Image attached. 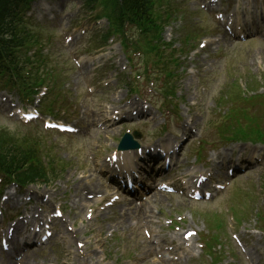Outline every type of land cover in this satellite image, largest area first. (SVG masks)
<instances>
[{
	"label": "rangeland",
	"instance_id": "rangeland-1",
	"mask_svg": "<svg viewBox=\"0 0 264 264\" xmlns=\"http://www.w3.org/2000/svg\"><path fill=\"white\" fill-rule=\"evenodd\" d=\"M183 1L185 0H170V5L172 7H180V2ZM186 1L188 2L186 6H188L189 8H193L192 0ZM73 2L75 4L74 7H70L68 9L70 13L67 14L65 19H63V21L61 22L64 23L65 26L77 27L74 33L73 40L69 42V46L66 49H63L60 45V40H47V36L49 37L51 33H41V31L38 29L39 31L32 32V39L29 43H27L26 48L24 49V53L30 52L33 49L37 52H41L46 56V63L41 65V69L44 71H46V69H56L54 73L56 79L51 84V86L53 85L56 87L53 94L58 91V95H56V97H59V93H61V97L59 99L64 98L66 100L65 103H70L75 110H79L81 112L86 108V105H81L80 107H78L77 103L82 104L81 100L89 97V93L86 90L88 82L85 80L84 74L86 75L90 73V71L88 70L90 65L87 66V70L81 71V69L77 68V71H74L73 68H69L71 66V62L67 59V55H70L71 52L75 53L76 57L82 54H84V56H91L93 54L98 55L100 51L105 48V46L101 48L96 47L95 39L101 40V37L99 35L102 33V31H105L108 28L109 23L107 19L103 18L99 20L98 23H95L94 26L93 21L88 18L93 12L88 9L87 0H73ZM40 7L41 2L40 0H38L34 5V9H36L37 11L40 9ZM160 8V13L165 15L168 9L167 4H164ZM36 11L27 18L28 25L34 30L38 28L37 26H34V24H36L35 21H37ZM199 17L200 16L196 12L189 15L186 14L187 19L191 18V20L195 22L199 20ZM178 20L182 22L180 18H173L172 21L167 25L164 32V41L168 39L169 35H172V39L176 41L175 46L177 48L182 46L183 48H187L182 58L179 60V67L177 68L175 66H172L171 68L174 71L175 75L179 74L178 76L182 78L179 84L180 90L177 93L180 97V103H177L176 105L180 111L181 116L186 119L185 121H190L192 118H188L192 116L195 118V121L197 120V126L195 130L197 129V127L199 129L200 126V132H202L204 128L203 126L208 125V121L210 120V118L217 121L222 116H217V114H215V111H217V106L222 105L221 100L223 99V95H226V98L224 99H227L228 95L235 92H240V96H242L243 98H247L248 95L251 96L252 94H264V44L252 45V51L248 52L245 49H239V47H234L232 49L228 47H222L220 54L215 53L209 57L206 56L208 49L200 50L199 53H197V55L194 57V59L191 60L189 52L192 48L195 47L194 44L198 39L197 37L195 39L194 35H196L202 29H204L203 32H207V30H205L204 27L198 28L194 25H190L189 28H186L183 35L184 37H182V33H180L179 30L182 24L180 25V22H178ZM61 27L62 26H59L58 29L60 30ZM82 29L87 30V35L80 34V31ZM137 30L139 34L144 35V33L142 32L143 29L138 27ZM129 33L138 35L135 33V30L130 31ZM188 33L191 34L189 35ZM186 36H188L187 40ZM89 37L92 38L91 41H88ZM64 38V34H57V39L64 40ZM109 43H113V47L115 49L109 50L108 48H106V56L103 60H101V62H99V64H102V62L108 59L109 69L107 71V74L106 71L102 74H104V76L107 75L109 79H112V81L108 86H105L103 81L102 84L98 85V91L96 93L97 97L95 99V103L92 104V106H95L92 119L90 118V114H87V119H91L92 126L95 125L96 122H98L101 118H106V113L111 112L112 108L120 103L121 98L130 96L129 87L124 86V81L122 80L123 76L125 77L126 81L127 79H130V81L133 82L135 79L134 74L130 75L129 72H123L124 69H121V66L124 64L123 62H121L118 67H115L113 64L114 60H112V58L116 56H120L121 58L124 56L127 62V58L122 50L120 41L112 38L108 41V44ZM88 45H92V47L91 50L87 52L86 47ZM247 47H250V45H248ZM56 48L63 49L65 56L62 55V57H58V54L60 53H57V51L54 50ZM27 57L30 58L29 56H25L24 58L26 59ZM78 60L82 61V57L78 58ZM32 61L40 65L42 63V58L40 56H34L32 58ZM71 61H73V59H71ZM59 64L60 69H58ZM83 65L86 67L85 63ZM208 65V70L204 71ZM199 66L201 67L202 72L198 76L197 81V76H189V73L190 68L195 67V69H200ZM201 77L206 79V82L204 83L206 87L205 92H203V89L199 87ZM99 80H101V75H99ZM137 83L135 85L136 88L138 87V91L142 86L139 83L137 86ZM148 84V82H144L146 88L145 92L147 91L149 86H152L151 83L150 85ZM159 85H161V83H159ZM49 87H47V89H49ZM62 88L67 89L68 95H62V92L59 90ZM0 94H4L5 96L10 97L11 102H13L14 104L17 102L18 95L13 90L3 89L2 91L0 90ZM53 96L54 95H52V97ZM152 98L153 102H150L146 99H142L140 101V93L133 96V99H136L137 102L139 100L140 109L141 107H144V109H148L147 107L150 108L146 110V112L143 113L141 117V119H143L142 121L144 123H147L146 127H150V129L154 128V125H161V122H164L161 109H158V107L164 109L162 105L163 101L162 99H159L155 93H153ZM166 103L168 104L167 101ZM172 103H174V101ZM172 103H169V105H172ZM226 105L229 106L228 103ZM230 107L231 106H229V108ZM258 108L262 110L261 106H258ZM192 121L190 122L191 124ZM129 123L131 122H128V124ZM229 123L236 126L240 123V119L234 114L233 117L230 118ZM0 124L14 131L10 134L4 133V137H12L16 135L17 131L24 133L28 130L27 128H24L16 119L9 118L7 115H4V117L1 118V111ZM248 124L254 123L249 121ZM125 126H127V124L125 125L123 123L120 127L111 130H101L93 127V136L82 140L78 139L80 143L75 146L74 150L68 147L64 149H60V147H58V149H60L59 152L61 153V157L66 161L69 160L70 165L65 168L61 176L55 181L54 185L47 186L51 189L50 192L53 193L55 197L60 198L69 207L75 208L73 199L66 200L64 198V196L69 194L68 192H65L69 186V183L67 181H87L89 178H91L94 183H97L98 178L100 177L98 176L97 171H94L92 165L94 166L95 163L101 160L100 156L103 146H109L113 144V142H116L118 141V139H120L121 134L124 132ZM135 128H138L141 131L144 130L142 127L135 126ZM146 130L148 129L146 128ZM197 132L199 131L197 130ZM81 136H83V134L80 135V137ZM198 136H200V134H198ZM89 152L90 155L88 156ZM76 155H78V159L82 156H87V164H80L79 161L75 159ZM82 159H84V157ZM184 159L186 160V157H184ZM260 173L261 171L255 173L253 176H249L248 178L243 180V185L238 186L239 189L236 193H241L239 200H237V196L239 194H235L234 196H230L231 193L229 194V196L225 194L223 198L228 199L229 204L221 205L218 204L217 201L211 204H194L187 202L182 198H168V201L165 199L161 203L162 211L164 212V214L172 213V216L174 218H178L179 215L187 217L185 219L186 227L202 228L207 227V224H209L210 226L219 228L221 231H228L230 227H234V225L230 223V210H233V206L237 204V206L244 209L245 212V217L242 218L240 224H254L256 222L254 211H256L257 209H263L264 207V186L261 180L264 177L262 176L260 178ZM41 186H43L42 188H45L44 184H35L36 188H40ZM56 189H59L60 193L56 192ZM232 194H234V192ZM244 204L246 205L244 206ZM87 206L88 204H85V209H87ZM88 207L89 209L95 210L94 207ZM247 208L251 210H246ZM117 212H119V209L117 210ZM107 213L108 211H104L101 215L102 217L100 218H102V224L110 232H112L110 225H115L117 227L121 226V228L119 227V230L115 232V234L117 235L116 238L110 243H107V241H105L104 239L97 241L99 239L98 232H95L94 235L90 238L92 242H95L99 251L102 254L106 255L105 264H115L116 262L110 257L115 255L118 250L123 249L125 246H130L132 248H135L137 251H142L143 247L141 246L140 242L144 237L143 235H139V238L135 240L136 233H134V231L141 229L140 227H137L138 221L132 217L131 219L127 218L126 223H122L120 222V219L116 220L113 214H111L109 218H106ZM73 214L75 215L76 212H73ZM77 214L79 216L78 223L76 224L75 229L81 227V223L83 220L81 209L80 211H77ZM262 216L264 217L263 213ZM112 218H114V220L111 224L109 221ZM219 223L222 224L221 227L217 226V224ZM240 229H242V226L240 227ZM125 233H127V235L124 238L123 234ZM79 237L80 234L78 232V235L75 236L73 240L77 242V239ZM101 237H107L105 232L101 234ZM73 248L79 249L80 247L74 246ZM46 250V255H50V253H48V247L46 248ZM80 255L81 253L79 251L73 252L68 262L71 261L72 257ZM50 260L54 264L55 260L53 258H50ZM95 262H98V260L95 259Z\"/></svg>",
	"mask_w": 264,
	"mask_h": 264
},
{
	"label": "trees",
	"instance_id": "trees-1",
	"mask_svg": "<svg viewBox=\"0 0 264 264\" xmlns=\"http://www.w3.org/2000/svg\"><path fill=\"white\" fill-rule=\"evenodd\" d=\"M21 2L22 0H0V58L4 57L11 64L16 63V57L12 55L13 48L17 45L19 46L22 41L18 38V36L14 40H5L3 38V34L7 31L15 30L11 29V25ZM151 9L152 7L146 0H125V3L118 7L117 15L120 14L123 22L125 18H129L138 25H141L143 22H145V20L147 22L151 21ZM0 65H2L1 61ZM237 136V133L232 132V137ZM12 147H6L3 152H6ZM6 158H9L8 153L5 155H0V165L4 164L3 159ZM13 162L14 160L8 166H6L5 169H12L11 166L13 165Z\"/></svg>",
	"mask_w": 264,
	"mask_h": 264
},
{
	"label": "bare ground",
	"instance_id": "bare-ground-1",
	"mask_svg": "<svg viewBox=\"0 0 264 264\" xmlns=\"http://www.w3.org/2000/svg\"><path fill=\"white\" fill-rule=\"evenodd\" d=\"M97 188H98V187L93 186V189H94V190H96ZM9 196L12 198V200H13L14 202H18V199L15 198V196H11V195H9ZM84 199H85V196H84L83 194H78V199H77L76 202L79 203V202L83 201ZM17 227L20 228L21 225L18 224ZM62 232L64 233V235H65L66 237L69 236V233L66 232V231L64 230V228L62 229ZM13 260H14V257H13L12 254H10V262H11L12 264H14Z\"/></svg>",
	"mask_w": 264,
	"mask_h": 264
}]
</instances>
